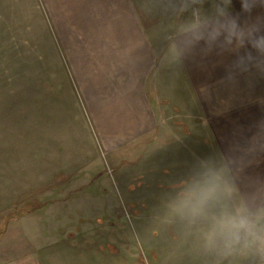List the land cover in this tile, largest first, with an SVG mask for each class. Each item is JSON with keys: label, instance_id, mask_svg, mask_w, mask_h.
<instances>
[{"label": "rangeland", "instance_id": "1", "mask_svg": "<svg viewBox=\"0 0 264 264\" xmlns=\"http://www.w3.org/2000/svg\"><path fill=\"white\" fill-rule=\"evenodd\" d=\"M47 30L35 0H0V239L19 235L28 252L33 241L79 246L87 236L135 255L134 236L155 228L146 219L157 209L152 188L172 184L170 174L188 171L196 156L219 153L218 144L175 109L163 118L185 139L183 159L177 139L108 151L86 124L65 65L49 57Z\"/></svg>", "mask_w": 264, "mask_h": 264}, {"label": "crops", "instance_id": "2", "mask_svg": "<svg viewBox=\"0 0 264 264\" xmlns=\"http://www.w3.org/2000/svg\"><path fill=\"white\" fill-rule=\"evenodd\" d=\"M35 1L47 18L49 48H54L49 57L65 65L86 124L108 151L144 139H177V162L183 159L185 139L175 130V120L163 118L165 110L176 109L185 125L204 129L205 139L218 144V152L238 140L237 130L250 135L249 129L264 120V77L242 76L234 87L221 83L232 57L161 65L162 37L174 21L154 11L152 0ZM233 5L238 12L239 0ZM179 166L169 180L185 173L179 175ZM249 171L264 174V157ZM170 187L152 188L150 206L157 208ZM156 210L146 218L155 228L132 237L135 255L110 252L117 244L90 242L87 236L79 246L54 236L44 245L33 241L26 252L23 238L11 235L0 239V264H201L190 244L158 224Z\"/></svg>", "mask_w": 264, "mask_h": 264}, {"label": "clouds", "instance_id": "3", "mask_svg": "<svg viewBox=\"0 0 264 264\" xmlns=\"http://www.w3.org/2000/svg\"><path fill=\"white\" fill-rule=\"evenodd\" d=\"M239 3L237 12L233 0H152L174 21L162 37L161 65L215 55L232 57L225 85L264 77V0ZM253 128L237 130L227 151L196 156L157 206L158 224L190 244L201 264H264V174L249 171L264 157V120Z\"/></svg>", "mask_w": 264, "mask_h": 264}]
</instances>
